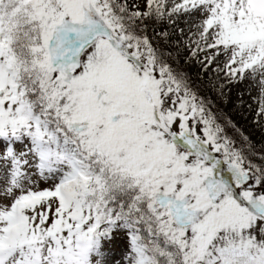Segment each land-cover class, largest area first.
Returning a JSON list of instances; mask_svg holds the SVG:
<instances>
[{"label":"snow or ice","instance_id":"1","mask_svg":"<svg viewBox=\"0 0 264 264\" xmlns=\"http://www.w3.org/2000/svg\"><path fill=\"white\" fill-rule=\"evenodd\" d=\"M0 264H264V0H0Z\"/></svg>","mask_w":264,"mask_h":264}]
</instances>
